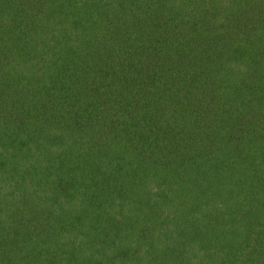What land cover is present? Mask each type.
<instances>
[{
	"label": "trees",
	"instance_id": "trees-1",
	"mask_svg": "<svg viewBox=\"0 0 264 264\" xmlns=\"http://www.w3.org/2000/svg\"><path fill=\"white\" fill-rule=\"evenodd\" d=\"M0 264H264V0H0Z\"/></svg>",
	"mask_w": 264,
	"mask_h": 264
}]
</instances>
